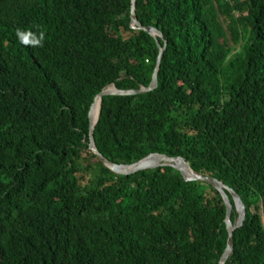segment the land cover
<instances>
[{"label":"trees","instance_id":"obj_1","mask_svg":"<svg viewBox=\"0 0 264 264\" xmlns=\"http://www.w3.org/2000/svg\"><path fill=\"white\" fill-rule=\"evenodd\" d=\"M0 0V264H220L230 232L216 188L246 207L225 264H264V0ZM17 30L29 33L26 45ZM44 33L39 43V33ZM234 225L241 217L227 191Z\"/></svg>","mask_w":264,"mask_h":264},{"label":"water","instance_id":"obj_2","mask_svg":"<svg viewBox=\"0 0 264 264\" xmlns=\"http://www.w3.org/2000/svg\"><path fill=\"white\" fill-rule=\"evenodd\" d=\"M137 16H138L137 15V0H133L132 12L130 14L131 28L143 30V31L149 33L150 35H152L153 38H160V39L164 40L163 34L159 30H157L153 26H143L140 23V21L138 20ZM159 49H160L159 57L157 60V65L155 67V71L153 73V78H152V82H151L150 86L145 87L143 85L140 88H136V89H124V88L117 87L116 84H112L111 86L105 88L99 94H97L95 101L98 98L101 99V105H100L98 118L96 120H94L92 117V109H93L95 101H94V103L91 107L90 113H89L90 122H91L90 123V140H89L90 148H91V150H93L95 152V154H97L99 156V158L102 160V162L107 167H109L111 170H113L117 173H120V174L131 175V174L137 173L141 170L153 169V168H157V167H161V166L170 165V166H173L174 168L180 170L181 173L183 174L184 178L187 181H200L201 180V181H203L209 185H212L214 188H216L218 191H220V193L222 194V196L225 200V203L227 205L226 222H227L228 229L230 232V237L228 240L227 249H226L225 253L223 254L221 261H220V264H225L227 262V260L229 259V256L235 247L234 232L237 229V227H240L243 225L245 217H246L245 204L243 203L239 194L234 189H232L229 185L225 184L224 182L220 181L219 179H217L215 177L206 176V175H202V174L195 172L192 169V167L190 166L189 162L182 156L171 157V156H168V155L162 154V153H153V154L149 155L148 157L142 159L141 161H139L135 164L129 165L126 163H116V162H113L112 160L108 159L106 156H104L100 152V150L98 149V147L96 145L95 126L99 120L103 96L111 95V94L128 95V94H137V93H141V92L147 93V92H150V91L156 89L158 86V71H159L161 64H162L164 52L166 49V44H165V47H161L159 45ZM227 191L231 192V194L233 195L235 202H236L237 209L241 214V217L239 218L238 224H236V225H234L230 219L231 212L233 209V204L231 202V199H230Z\"/></svg>","mask_w":264,"mask_h":264},{"label":"clouds","instance_id":"obj_3","mask_svg":"<svg viewBox=\"0 0 264 264\" xmlns=\"http://www.w3.org/2000/svg\"><path fill=\"white\" fill-rule=\"evenodd\" d=\"M17 38L18 40H20L21 43H24L26 45H31V46H34L35 45V41L33 40H29V39H26L25 37L29 35V33H27L26 31L24 30H17ZM43 39H44V33L43 32H40L39 33V43H42L43 42Z\"/></svg>","mask_w":264,"mask_h":264},{"label":"bare ground","instance_id":"obj_4","mask_svg":"<svg viewBox=\"0 0 264 264\" xmlns=\"http://www.w3.org/2000/svg\"><path fill=\"white\" fill-rule=\"evenodd\" d=\"M100 105H101V99L98 98L95 101L94 106H93V109H92V117H93L94 120H96L98 118L99 110H100Z\"/></svg>","mask_w":264,"mask_h":264}]
</instances>
